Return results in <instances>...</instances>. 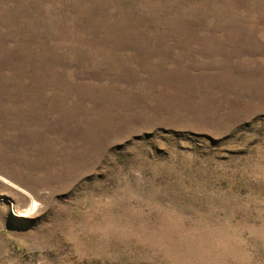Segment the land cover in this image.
Listing matches in <instances>:
<instances>
[{
  "label": "rangeland",
  "instance_id": "1",
  "mask_svg": "<svg viewBox=\"0 0 264 264\" xmlns=\"http://www.w3.org/2000/svg\"><path fill=\"white\" fill-rule=\"evenodd\" d=\"M0 264H264V0H0Z\"/></svg>",
  "mask_w": 264,
  "mask_h": 264
}]
</instances>
